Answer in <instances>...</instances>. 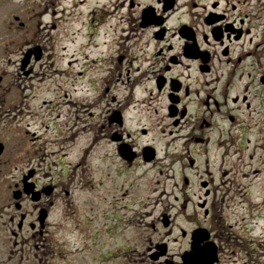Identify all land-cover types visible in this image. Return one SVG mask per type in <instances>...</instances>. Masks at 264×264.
I'll return each instance as SVG.
<instances>
[{"label": "flooded vegetation", "instance_id": "af4514ba", "mask_svg": "<svg viewBox=\"0 0 264 264\" xmlns=\"http://www.w3.org/2000/svg\"><path fill=\"white\" fill-rule=\"evenodd\" d=\"M117 7L123 12L118 26L122 47L102 58L86 52L79 67L68 72L78 81L70 97L78 106L80 123L92 130L93 144L105 141L103 157L114 177L129 178L120 197L134 193L130 190L135 186L151 184L146 189L152 195L145 201L135 194L142 205L138 221L144 232L125 238L123 230H113L111 241L123 242L110 247L103 261L184 264L183 255L189 253L194 264H207L215 251L213 264H237L242 253L253 251L255 238L241 219H229L228 210L241 203L235 186L237 165L229 157L244 152L247 131L264 127V116L261 122L253 121L264 91V4L97 0V25L102 24L101 13L111 19ZM101 59H106L107 68L99 79L92 65ZM72 64L70 59L66 67ZM147 171L153 176H146ZM164 172L176 177L171 187V192L177 191L174 201L163 199L167 191L157 176ZM31 181L37 188L43 185L36 170ZM23 201L32 203L29 196ZM36 210L33 204L24 211L20 231L32 224L28 219Z\"/></svg>", "mask_w": 264, "mask_h": 264}, {"label": "rangeland", "instance_id": "374dc122", "mask_svg": "<svg viewBox=\"0 0 264 264\" xmlns=\"http://www.w3.org/2000/svg\"><path fill=\"white\" fill-rule=\"evenodd\" d=\"M96 1L0 0V141L4 143L0 154V264H115L112 259L103 261L110 247L123 242L111 241L112 231L123 230L125 238L144 232L142 220L138 221L142 205L135 198L142 197L143 202L151 196L146 189L151 184H140L138 189L135 186L130 190L134 193L120 197L121 186L129 178L114 177L103 157L105 141L93 144L94 134L90 127L82 128L78 106L67 103L74 100L70 96L75 95L78 85L68 72L79 67L84 53L102 58L111 49L122 47L118 43L122 10L113 9L111 19L101 13L102 24L98 26L93 17L97 15L93 11ZM92 37L96 40L85 50V43ZM37 45L43 49V56L38 61L31 60V73L25 75L20 68L21 58L27 47ZM70 59L73 64L68 69ZM61 67L65 68L61 74L55 71ZM106 68V59H101L93 63L92 72L96 75L97 71L102 79ZM259 99L261 104L253 121L261 122L262 90ZM75 127L76 133L70 134ZM255 127L244 135L250 139L244 142L243 138L244 152L229 157L237 165L235 186L241 202L228 210L230 220L241 218L255 238L253 252L249 256L244 253L237 264H264V127ZM72 142L74 145L67 146ZM88 146L91 148L86 150ZM29 166L36 168L40 181L57 184L47 218L50 248L36 241L38 234L33 237L29 226L17 237L12 233L18 231V212L11 192ZM151 173L147 171L145 175L151 177ZM157 178L167 191L163 199L174 201L177 191L171 192V187L176 177L164 172ZM198 194L199 191L194 195L195 201ZM147 201L151 202L152 197ZM122 203L126 206L122 207ZM24 206L25 210L32 209L30 202ZM147 207L152 209L151 204ZM112 214L117 215L116 222ZM12 215L14 223L10 221ZM39 243L41 247L36 248Z\"/></svg>", "mask_w": 264, "mask_h": 264}, {"label": "water", "instance_id": "95a60500", "mask_svg": "<svg viewBox=\"0 0 264 264\" xmlns=\"http://www.w3.org/2000/svg\"><path fill=\"white\" fill-rule=\"evenodd\" d=\"M31 49H29L28 51H27V53H26V57L23 59V61H22V66H24L27 62H28V58H29V56H30V54H31ZM40 57V51H39V49L38 48H36L35 49V58L36 59H38ZM1 150H2V144H0V152H1ZM14 196L15 197H18L19 196V193L18 192H15L14 193ZM44 216V214L42 215V217Z\"/></svg>", "mask_w": 264, "mask_h": 264}, {"label": "bare ground", "instance_id": "6f19581e", "mask_svg": "<svg viewBox=\"0 0 264 264\" xmlns=\"http://www.w3.org/2000/svg\"><path fill=\"white\" fill-rule=\"evenodd\" d=\"M94 40H96L94 37H92L90 40H89V43H91L92 41H94ZM76 131H77V128L75 127L71 132H70V134H75L76 133ZM61 135H63L64 133L62 132V133H60ZM60 137L61 136H59V137H57V139H60ZM65 138V137H64ZM64 138H61V139H64ZM66 139H69V138H67L66 137ZM71 141H73V139H71ZM74 143L75 142H72V143H70V144H67V146H72V144L74 145ZM66 147H61L60 149H65ZM91 148V146H88V148L86 149V150H88V149H90Z\"/></svg>", "mask_w": 264, "mask_h": 264}]
</instances>
